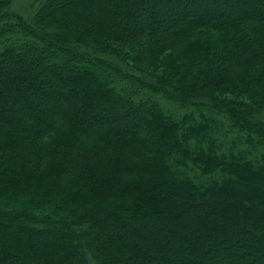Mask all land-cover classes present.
Listing matches in <instances>:
<instances>
[{
  "label": "trees",
  "instance_id": "trees-1",
  "mask_svg": "<svg viewBox=\"0 0 264 264\" xmlns=\"http://www.w3.org/2000/svg\"><path fill=\"white\" fill-rule=\"evenodd\" d=\"M12 4L0 0V264H264V0ZM35 46L58 53L51 67L83 66L33 76L12 56Z\"/></svg>",
  "mask_w": 264,
  "mask_h": 264
},
{
  "label": "rangeland",
  "instance_id": "rangeland-1",
  "mask_svg": "<svg viewBox=\"0 0 264 264\" xmlns=\"http://www.w3.org/2000/svg\"><path fill=\"white\" fill-rule=\"evenodd\" d=\"M36 1V0H13V4L11 5V11H15V12H19V13H29V11L31 10V4ZM39 1V0H37ZM87 6L84 5L83 7V12L82 14L84 15H91L93 13L90 14V11H88V8H86ZM59 8L61 10V12L66 11L68 9L71 8V6L69 5H64V4H59V6H55L54 9ZM32 11V10H31ZM50 15V13H49ZM156 30H150V31H145L147 32H152L154 35H162L164 36L166 33L164 30H162V28H160L159 26L156 27ZM130 31H126V34L128 35H136V34H131V33H135L136 31H134V27L129 28ZM137 33V32H136ZM139 34V33H138ZM23 45V44H22ZM106 45L109 47V49L113 52V54L115 53L118 58V60L124 61L126 62L129 66H131L132 68H139V69H143V70H147L151 73L156 74L157 76H163L166 75L165 73L167 72V70L163 69L162 67L160 68L159 64H157L156 62H153L151 60H146V62H140L137 61V59H139V54L135 53V52H130L126 49H124L123 47H121L118 43L115 42H110V41H106ZM26 49L23 51L25 53L21 54L23 56H19L18 54H20L22 51L19 52H15L17 55L12 56L13 59L15 61H17V58H21L22 61H24L27 65L32 63V68H33V72H31L34 75L41 76L42 74L45 75H49L51 77V79L54 78H65V77H72L78 74V68L80 66H83V64H81L78 61L75 60H70L69 62H67L63 68H58V67H51L50 64L55 62V59L57 58L58 53L53 50V49H46V50H41V48L38 47H32L31 49H27V47H25ZM63 58H71L72 56L68 55L67 53H62ZM85 68H88L89 66L84 64ZM67 77V79H69ZM216 97L223 99V98H228L231 100H238V101H246L245 99L241 98L240 96H236L235 94L233 95H228V94H220V93H215L214 94ZM69 100L68 98H63L60 101H57L56 106H62V105H69ZM43 107V106H42ZM40 107V108H42ZM46 107V105H45ZM112 118L109 119V121H111ZM217 120H219L220 118H216ZM103 123V120H100L99 122L97 121L96 123L100 124ZM146 131L147 126H145L144 128ZM129 130V129H126ZM130 130H134V129H130ZM129 130V131H130ZM252 145V144H251ZM249 146V145H247ZM245 144L243 146L242 149H246L247 147Z\"/></svg>",
  "mask_w": 264,
  "mask_h": 264
}]
</instances>
